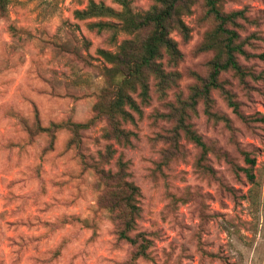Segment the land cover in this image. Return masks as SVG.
I'll list each match as a JSON object with an SVG mask.
<instances>
[{
	"label": "rangeland",
	"instance_id": "1",
	"mask_svg": "<svg viewBox=\"0 0 264 264\" xmlns=\"http://www.w3.org/2000/svg\"><path fill=\"white\" fill-rule=\"evenodd\" d=\"M115 11H131L154 0H94ZM222 11L244 9L237 30L252 54L238 61L257 77L245 82L232 72L224 85L245 115H264V0H215ZM88 0H10L0 16V264H118L129 246L117 241L111 213L100 203L104 185L93 166L115 171L119 154L127 180L140 189L138 230L151 234L150 258L136 264H264V123L243 121L219 91L211 92L212 117L200 101L189 122L208 146L205 158L180 132L168 141L173 123L161 114L206 73L212 51L198 49L209 24L197 5L182 14L190 28L175 87L159 97L150 80V99L140 104L129 145L106 139L107 123L94 104L110 66L99 49L116 52L123 31L115 17L77 19ZM166 69H170L166 66ZM260 74V75H259ZM139 102V100H137ZM92 120V121H91ZM80 147L69 144L67 122L85 123ZM50 123L60 124L51 134ZM110 144L114 156H100ZM240 149L255 156L254 182L236 174ZM85 162V163H84Z\"/></svg>",
	"mask_w": 264,
	"mask_h": 264
},
{
	"label": "trees",
	"instance_id": "2",
	"mask_svg": "<svg viewBox=\"0 0 264 264\" xmlns=\"http://www.w3.org/2000/svg\"><path fill=\"white\" fill-rule=\"evenodd\" d=\"M9 1L0 0V16L3 18H7ZM194 5L200 8L201 22L209 24V29L205 31L198 49L213 53L206 63L205 74L192 73L194 83L190 86L188 95L183 99L178 98L170 105L166 114H161L173 123L167 136L168 141L173 147H177V138L182 132L199 148L200 158H205L208 146L201 135L192 128L189 112L195 113V107L201 101L205 105V114L212 117L210 94L213 90L220 92L227 106L244 124L264 123L263 114L248 116L240 111V104L234 93L226 88L221 78L224 72H232L241 82H245L247 76L253 79L257 77L237 58L238 55L245 58L252 55L244 49V42L237 30L240 26L238 20L246 19L244 9L225 12L216 6L215 0H154V3L142 12L131 11L125 1L122 2V9L115 11L103 2L88 0L86 7L74 11L77 19L115 17L120 20L123 31L131 35L130 38L122 40L116 52L98 50L103 59L110 64L104 68L105 86L93 108L95 118H102L107 123L104 134L106 139L122 146L131 143L130 137L133 132L123 125L134 123L132 112L142 114L140 104H146L150 99V80L159 97H164L169 89L176 86L181 74L174 67L182 60L183 53L171 33L176 31L183 41L190 38V28L182 19V14L189 13ZM166 66L170 69H166ZM89 123L90 121L65 124L71 132L69 144L80 147L79 131ZM60 126L50 123L46 129L51 134V141L54 129ZM115 152L116 150L108 144L100 156L104 162H108ZM240 153L244 165L237 166L235 173L243 175L252 183L255 178L254 153L247 149H240ZM93 168L104 185L100 203L111 213L116 239L129 246L126 258L118 264H136L138 258H150V249L154 243L152 233L137 229L140 189L132 181L127 180L126 161L119 154L115 171L99 166Z\"/></svg>",
	"mask_w": 264,
	"mask_h": 264
}]
</instances>
